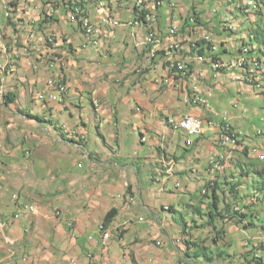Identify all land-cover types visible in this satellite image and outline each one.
I'll return each mask as SVG.
<instances>
[{
	"label": "rangeland",
	"instance_id": "374dc122",
	"mask_svg": "<svg viewBox=\"0 0 264 264\" xmlns=\"http://www.w3.org/2000/svg\"><path fill=\"white\" fill-rule=\"evenodd\" d=\"M7 1L0 0V28L8 31L6 36L9 35V38H5L4 49L0 50V214L5 213L6 218H12V214L20 211L19 218L11 222L9 228L16 223L20 227L26 224L27 227L20 231V235V227L16 233L0 232V264H81L68 254V246L73 240H56L53 225L55 221L65 222L67 218L63 215V209L69 203V196L63 189L64 183L60 180L70 173L88 176L91 183H101L103 177L91 165L87 153L101 156L104 152L108 160L115 159L135 170L139 176V191L155 195L162 186L161 180L146 163L154 153L156 142H163L165 151L176 156L179 167L185 168L182 173L178 172L179 175L163 176L166 191H171L174 196L168 197L162 192L159 202L153 205L156 209L154 213H162L160 206L167 205L177 211L176 216L165 212V222L153 218L159 225H165L164 231L170 235L165 237L160 233L154 237L157 241L132 240L150 219L136 194V201L126 212V222H130L120 226L116 221V226L109 231L105 264H253V254L248 255L253 248L261 264H264V231L261 229L264 224V185H257V181L262 179L253 175L249 176V180L244 178L242 181L236 169L239 160L242 165L257 161V157L264 159L259 156L264 155V0H252L256 2V9L251 10L244 7L246 3L249 6V0H170L177 6L174 11L168 2L158 10L149 7L153 20L149 21L147 28L143 24L134 25L136 0H84L90 23L98 25L101 17L103 25L98 26L99 34L90 37L80 31L71 12L64 10L62 3L67 0H13L15 5L9 8ZM5 10L11 26L6 24ZM193 12L199 16L197 34L190 36L185 31L180 35L178 32L174 38L181 39V50L174 52V56L191 65V73L188 80L183 79L180 91L177 90L179 84L173 83L167 87L170 91L167 89L164 94L158 95H167L166 99L169 98L177 109L165 112L171 119H177L179 113L189 112L205 119L209 117L218 126L225 117L233 132L242 138L239 140L242 148L239 145L235 152L232 150L231 160L221 158V161L227 160L228 166L224 164L223 173L217 174L214 182L219 184V208L224 207V195L230 208L233 206L234 202L226 189L230 183L236 185L238 181L240 184L235 200L240 208L245 202L253 200L250 192L257 191L256 204L243 212L246 215L244 219L254 226L245 229L240 223L217 220V231H224L220 240L215 237L216 230L203 226L206 216H193L185 206L206 203L201 192L215 175L209 171L216 167V163L210 165V160L216 154L231 157L229 152L234 145L230 144L227 148L217 142L214 129L206 121L203 136L188 137L182 130L167 127L165 120H161L160 113L163 111H159L162 108L158 105H166L167 100L163 97L154 99V108L159 113L149 110L153 115L145 112V107L140 104L145 88L160 76V69H147L150 51L165 50L169 45L165 38L169 37L170 28L181 29V24L190 19ZM170 13L174 14L173 18L161 17ZM46 16L53 19L41 25ZM112 18L120 25H113L117 21ZM149 27L153 32L158 29L154 35L160 40L158 45H146ZM187 36L190 41L186 40ZM202 36L210 37L213 56L225 63L240 58L241 46L249 50L248 66L232 71L237 76L235 81L231 79V72L223 71L221 78L207 80V86H211L207 88L200 74L195 75L198 67L202 69L209 64V58L205 57V62L198 63L197 54L191 53V43L201 40ZM95 39L98 41L96 45L93 44ZM212 45L217 48L216 51H213ZM223 54L230 56H221L220 59L218 56ZM166 57L164 55L157 63H163ZM255 60H258V66L251 65ZM7 61L8 65L2 69ZM51 64L54 67L51 68ZM231 67L228 65L226 69L230 70ZM213 69L217 71L218 64H214ZM208 73L211 77L210 69ZM50 80L57 81L58 92L49 86ZM62 80L64 84L60 83ZM192 80L193 89L198 88L196 92L203 90L201 99L204 102L198 101L202 108L192 105L196 99L188 89V81ZM8 93L17 97L10 105H6L4 100ZM180 93L183 95L177 100ZM42 94L50 98L40 100ZM51 96L57 99L52 100ZM206 105L211 112L203 109ZM163 108L168 109L167 106ZM196 108L199 109L198 113H193L191 110ZM22 111L30 112L36 119L23 116ZM143 114L146 115L145 119L141 117ZM60 128H64L63 132ZM72 132L77 133V137H73ZM33 134L40 139L32 140ZM140 134L145 138L143 144ZM61 135L66 140L76 142L83 139L84 143L76 146L71 141H64ZM36 141L40 145L37 151H32L33 142ZM70 147L72 152L69 151ZM109 147L116 149L113 156ZM244 147L250 150V160L241 155ZM26 151L32 152L28 154ZM221 161L217 160V167L223 166ZM259 162L254 168L256 171L264 168V162ZM106 171H110L108 163L101 167V172ZM225 182H228L227 185ZM177 184L181 186L176 188ZM118 193L117 190L110 194L115 203ZM29 205L36 208L35 214L24 212L25 206ZM202 210L205 213L203 207ZM251 215H258V218H251ZM140 218L144 221H140ZM70 220H74V217ZM125 226L127 231L122 230ZM65 229L69 234L70 230ZM96 229V224L91 225L85 238L90 236L96 239ZM0 230H4L1 219ZM7 236L10 240L6 241ZM120 236H125L123 242L119 240ZM180 237L182 241L179 247L175 239ZM215 239L217 242L214 243ZM185 240L189 241V249ZM193 243L200 247L205 245L206 251L196 249ZM196 252L205 253L206 257L195 259L193 256ZM88 254L85 251L81 256L89 260L87 264H93V255L89 257Z\"/></svg>",
	"mask_w": 264,
	"mask_h": 264
},
{
	"label": "crops",
	"instance_id": "0c3cea01",
	"mask_svg": "<svg viewBox=\"0 0 264 264\" xmlns=\"http://www.w3.org/2000/svg\"><path fill=\"white\" fill-rule=\"evenodd\" d=\"M12 1L13 0L7 1L8 8L15 5L14 1H13V3H12ZM7 16H8V13L5 10V17H7ZM37 17H39V19H40V16H37ZM161 17L165 18V17H170V16L164 14ZM0 30L2 32V36H4L3 37V43L6 44L5 38H9V35L6 36L5 33H7L8 31L2 30L1 28H0ZM155 31L158 32V29ZM100 32L101 31H99V33ZM185 38H186V40H190L188 38V36ZM168 40H169V37L167 39L165 38L166 42H168ZM257 47L259 48L260 45ZM5 51H7V48ZM8 54H10V53L8 52ZM221 56H230V55L223 54ZM175 58H177V55L175 56ZM7 63H8V61L5 63V66L2 69H4L8 65ZM206 68H208V69H206ZM158 69H160V68H158ZM197 69L198 70L196 71L195 75L200 74V76L204 80V84L207 86L208 85L207 80L208 79L211 80L210 76L207 75V74H209L208 70L210 69L209 64H208V67H205V68L203 67L202 69L200 67H198ZM202 72H204V73H202ZM160 74H162V69H160ZM233 74H234V72H233ZM193 82H194V80H192L190 82L188 81V87L193 88ZM210 87L207 86V88H210ZM155 88L157 90H155ZM167 89H169V88L159 89L152 82H150V85H148V87L145 88L146 92L143 94L145 98L142 96L140 99V104L142 107L143 106L145 107V108H143L145 110V112H148L151 109L158 112L157 108H154V103H153L154 99L157 97H159V98L163 97L166 99L167 95H165L166 97H164L163 95L159 96L158 93L164 94ZM169 91H170V89H169ZM202 91L203 90L199 89V92H202ZM206 94L208 96L210 95V93H206ZM182 95H183L182 93H180V95L178 94L177 100H179V97ZM16 100H17V97H16ZM166 100H167V102L165 101L166 105L158 104V105H161L160 108H162V109L159 111H163L162 113H160V115L163 114V116H166V114H167V113H165L166 111H170L171 109L173 111L177 110L176 108H174L172 106L173 103H171L172 101L169 98H167ZM6 105H10V104H6ZM130 106H132V105H130ZM164 106H167L168 109H164L163 108ZM136 109H137L136 111L140 112L139 108H136ZM197 110H199V109L196 108V110H191V111L193 113H198ZM24 112H27L30 114V112H28V111H24ZM149 113H150V115H153V114H151L150 111H149ZM189 114H191V113H189ZM174 116H176V115L174 114ZM182 116H183V114L179 113L177 119H171L169 117V120H179ZM141 117H143L145 119L146 115L143 114ZM156 118L157 117L155 116V119ZM161 120H163V119H161ZM166 126L168 127L169 125L166 124ZM8 127L9 126H7L6 128H8ZM169 127L172 128L171 125ZM60 130H61V132H63L64 128H60ZM66 133L69 134V132H66ZM73 133H74L73 137H75V136L77 137V133L72 132V134ZM68 134L66 136H68ZM60 137L64 141L69 142L68 141L69 139L66 140L65 136L61 135ZM157 137L160 139V136H157ZM36 138H38V140L40 139L39 136L37 137L35 134H33L31 139L37 140ZM140 138H141L142 144L145 143V142H143V140L145 141V138L143 137L142 134H140ZM71 139H73V138H71ZM156 143H158V144L155 145L154 153L148 157L150 159V161L148 163H146L147 165L150 166V168L155 170V174H157L161 180L162 186L159 189V191L157 192V194H155V195L146 194L147 192L142 193V191H139L137 189V187L139 186V181H138L139 176L135 174V170H132V167H129L128 165H121L115 159L108 160L107 154L104 152L101 156L98 154H92L89 152L87 153L89 156V161H90L91 165L95 166L99 170L98 173L103 177L100 180L101 183H91V182H88V180H90V177H88V176L71 175L70 173L67 175V177L65 179L60 180L61 183H64L65 187L63 189L66 192L67 196H69V203L67 202V204L65 205V207L63 209V211H64L63 215H65L64 217L67 219L65 220L64 223H58L57 221H55V224L53 225V227H54V231L56 233V235H55L56 240H73L74 244L71 243L70 246H68V249L70 250V252L68 254L72 257V259L74 261L79 260L81 262V264H87V262L89 260L88 259L86 260L85 257L81 256L82 252L87 251L89 253L88 254L89 257H91V254L93 255V264H105L106 263V259H107L106 257H108V252L106 251L105 248H102L100 246L99 241H100L101 237H100V234L98 232V228L101 224H103V220H104L106 214L111 209H116L117 215H116L115 219L113 220V222L108 227L109 230L107 228V232L111 231V228L114 227V225L116 224V221H119L120 226H124L130 222V221L126 222V220H127L126 219V212L131 208L130 207L131 205L127 202V198L133 192L135 194H137L138 197L140 198V200L138 202H139V204H141L144 207L145 211L149 214L150 219L147 221V224L144 226V228L141 231H139V234L137 236H135L132 240H141L142 242L153 241V240L157 241L158 239H154V237H158V235L160 233H163L165 237L170 235L166 231H164L165 225H163V224L159 225L157 220L156 221L153 220V218H155V219H160V220L163 219L164 222L166 221L167 218L164 216L165 212L162 209L164 206H160V210L162 213H154V211H156V209L153 207V205L156 204V202H159V197H160L162 192L164 194H166L168 197L174 196V193H172L171 191H166L165 185H164L163 176L166 175V172H167L168 176H171L168 174V171H167L169 168V164H170L169 161L173 160L175 163V164H173V167H172L173 174H175V175H179L178 172L182 173L185 170V168L179 167L180 163L178 162V158L176 156L171 155L170 153H167L165 151V147H164L163 142L160 144H159V142H156ZM33 144H34V149L32 151H37V147H39L40 143L38 141H36L35 143L33 142ZM71 144H74L76 146H80V144H77V143H71ZM210 149L212 151H214L213 148H211V146H210ZM62 150H63L62 148L59 149L60 152H62ZM108 150L110 151L112 156L116 152L115 148L109 147ZM32 151H26L25 153L29 154ZM69 151L72 152L71 147L69 148ZM69 151H67V152H69ZM169 155H171V156H169ZM174 157L177 160H175ZM104 163H108V165L110 167V171L101 172V167L104 166ZM190 172L194 173L193 170H191ZM136 173H138V170H136ZM95 174H97V173H95ZM151 181H154V179H152ZM117 190L119 191V193L116 195L117 203H115L113 196L110 194L114 191H117ZM150 192H151V190H149V193ZM155 198H157V199L155 200ZM167 206H169V205H167ZM15 212H17V211H15ZM24 212L26 213L25 210H24ZM18 213H20V211H18ZM57 213L60 214L59 211ZM1 215H3V214H0V216ZM72 217H74V220H70ZM17 224L18 223L14 224L10 228H9V225H10L9 224L6 229L0 230V232L12 233L14 231L16 233L20 227ZM93 224H96V228H97L96 230L98 233V237L96 239H93L90 236L85 238L87 229L89 227H91V225H93ZM71 226H72V228H70ZM25 227H27V225L23 224L20 227L18 234L20 233V231L22 229H25ZM65 227L70 230L69 234L67 233V230L65 229ZM122 230L127 231L128 230L127 226L123 227ZM124 238H125V236H120L119 240L121 242H123ZM20 239L23 240V237L20 236ZM5 240L6 241L10 240L9 236L5 237ZM125 255L126 254H124V256ZM90 261H92V260H90Z\"/></svg>",
	"mask_w": 264,
	"mask_h": 264
},
{
	"label": "trees",
	"instance_id": "16d2710c",
	"mask_svg": "<svg viewBox=\"0 0 264 264\" xmlns=\"http://www.w3.org/2000/svg\"><path fill=\"white\" fill-rule=\"evenodd\" d=\"M93 1V0H92ZM44 4H46V2L44 3ZM252 4V5H251ZM251 4L249 3V6H252V7H254V3L251 1ZM59 5V4H58ZM62 6L64 7V10H66V12L68 11V12H71V16H73L72 17V19L74 18V20H77V23H78V27H79V29H80V31L82 32V33H84L85 34V31L83 30V29H81V27H82V22H80V21H82V17H84V18H87L88 19V14H87V10L85 9V2H84V0H74V1H71V0H67V1H64V3H62ZM76 8H78V10L76 9ZM78 11H79V13H78ZM140 10H138L136 7H134V9H133V15H134V22H138L139 20V22L141 23V24H143L146 28L148 27V25H150L149 24V21L147 22V21H145L146 20V16H147V14L149 15V11L147 10H144V11H140ZM174 11V10H173ZM44 13V12H43ZM140 13H142V14H140ZM150 14H152L151 13V11H150ZM142 16V17H141ZM145 16V17H144ZM168 16H170V18H173L174 17V15H173V13H171L170 15L168 14ZM7 18V22H6V24L7 25H12L11 24V22H10V20H9V17L7 16L6 17ZM145 18V19H144ZM53 18H52V16H46L45 18H44V20L42 21V23H41V25L42 24H46V23H49L51 20H52ZM143 19V20H142ZM198 19H199V16L195 13V12H193V15H192V17L189 19V20H192V23H190V22H188L189 20L188 19H186L182 24H181V29H178L177 28V30H176V32H175V35L173 36V38H175L176 37V35H177V33L179 32V34L181 35V34H184V32L185 31H187V33L191 36L193 33L194 34H197V32H196V28H197V25H196V23H198ZM50 20V21H49ZM139 23V24H140ZM189 23V24H188ZM184 24V25H183ZM151 28L152 27H149V29H148V33H150V32H153V31H151ZM155 31V30H154ZM156 32V31H155ZM154 32V33H155ZM207 37V36H206ZM192 44V46H191V53L192 54H197V56H200V57H202L203 59L206 57V58H209L210 59V61H213V60H216V57L215 56H213L210 52H211V41H207V40H204L203 38H201V40H198L197 42H195V43H191ZM181 50V49H180ZM153 53H151V51H150V56H149V61H148V71H150V70H157L158 68H160V69H162V74H160V76L158 77V78H160V77H165V76H170L173 80H174V82H175V84H180V89H177L178 91H180L181 90V85L183 84V79H185V80H188V78H187V75L189 76V72H190V68H191V65H187V69L185 70V72H186V75H182V73H181V71L179 72L180 74L178 75V74H176V72L173 70V71H171L170 73H168L164 68L166 67V64H168L169 63V61H167L169 58H172L173 59V61H175L177 58H175V56H174V52L175 51H173L172 52V55H170V54H167L166 53V51L165 50H160V51H152ZM177 52V51H176ZM163 55H166L167 57H166V59L165 60H163V63L162 62H160V63H157V60L158 61H160V60H162V57H163ZM242 60V59H241ZM178 61V59L175 61V62H177ZM243 61H245V60H243ZM208 62V61H207ZM258 64H259V62L258 61H256ZM178 63H183V62H181V61H179ZM240 63V62H239ZM245 63V62H244ZM153 66V67H152ZM54 69V68H53ZM187 70H189V71H187ZM157 78V79H158ZM156 80V79H155ZM155 80H154V82H152L154 85H155ZM60 83H62V84H64V82H63V80L60 82ZM185 83V82H184ZM156 87H158L159 89H165V88H167L166 86H157V85H155ZM188 89L190 90V92L191 93H194L195 94V91H194V89L192 88V87H188ZM174 90V89H173ZM193 94V95H194ZM4 100H5V103L6 104H12V103H14L15 102V100H16V96L15 95H13V94H7V95H5L4 96ZM198 101H199V99H198ZM198 101L197 100H194L193 102H192V105L194 106V107H198V108H202L200 105V103H198ZM203 109H205V110H207L208 112H211V110L208 108V106L206 105L205 106V108H203ZM209 109V110H208ZM21 114L23 115V116H26L27 118H29V119H36V117H34V116H32V115H30L29 113H27V112H24V111H22L21 112ZM189 113H184L183 114V116H185V115H188ZM161 116V119H163V120H165V123L166 124H168L169 126L171 125L172 126V129L173 130H176V131H179V130H177V129H175V127H174V123L175 122H177L178 120H169V117L166 115V116H163V114H161L160 115ZM199 117L205 122H209V121H211V120H209L210 118L208 117L207 119H205V118H203V116H200L199 115ZM223 120V119H222ZM221 120V121H222ZM171 121V122H170ZM170 123V124H169ZM224 125H223V123L222 124H220L218 127H217V132H216V136H217V142H220V139H221V137H222V135H223V133H224V127H223ZM232 131H233V128L231 129ZM142 137V136H141ZM236 137L237 138H240V139H242L241 137H240V134H238L237 133V135H236ZM72 142V143H77V144H82L83 143V139H80L79 140V142H76V141H72V140H69V142ZM143 142H144V140H143ZM239 144H241V143H239ZM232 150L235 152L236 151V149L235 148H232L231 149V151L229 152V154H231V157H230V160H231V158H232V154H233V152H232ZM243 150V151H242ZM241 155L242 156H244V157H246V158H248V160H250V158H249V152H250V150H249V148L248 147H244V149H241ZM174 159L175 160H177L175 157H174ZM170 161H172V160H170ZM240 162H241V160H239L238 162H237V167H236V169L238 170V172H239V177L241 178V180L243 181L244 180V178H247V180H249V176H251V175H253V176H257V177H259V178H261L262 179V181H257V185H259L260 187H262L263 185H264V168L263 169H261L260 171H256V170H254V168L256 167V164L257 163H260L259 162V160L257 159V161H252L251 163H249V164H240ZM261 162H264V161H261ZM239 163V164H238ZM227 166H228V164H227ZM167 175V174H166ZM227 183L228 182H225V184L227 185ZM235 184L236 185H234L233 183H230L229 185H230V187H228V188H226L227 189V194L229 195V196H231V198H232V200H233V206H232V208H230V206L226 203V198H225V195H224V197H223V201H222V203H223V205H224V207L223 208H219V202H220V199H219V197H218V195H217V191L219 190V184L217 183V182H214V181H209L205 186H204V189H203V191H205V193H204V195H203V191L201 192V195L203 196V199L206 201V203L204 204L203 202H200V204L201 205H203L202 207L204 208V210H205V213H203V210H202V207H201V205L199 204V205H193V204H186V208L187 209H189L190 210V212H191V214L193 215V216H198L199 218H202L203 216H206V222H205V224L203 225V226H206V227H210V228H213L214 230H216V235H215V237H217L218 238V240H220V235L221 236H223L224 235V231H223V229H220L219 231H217V227H216V221L217 220H221L222 222H224V223H227V222H232V223H240V224H242V226H243V228H245V229H247L248 227H253L254 225L251 223V222H248V221H246L244 218L246 217V215H244L243 214V212L246 210V209H248V208H251L252 207V205H249V204H247V203H244V206H242L241 208L240 207H238V204H236L235 203V200H236V198H237V195H239V191H237L238 189H239V182L237 181V182H235ZM217 189V190H216ZM261 189V188H260ZM233 192H234V194L236 195H234L233 194ZM257 192V191H256ZM225 194V193H224ZM130 196H134L135 197V194H134V192L131 194V195H129L128 196V198L130 197ZM128 198H127V202H129L128 201ZM135 202V201H134ZM133 202V203H134ZM243 203V202H242ZM132 203H130V205H131ZM165 207V206H164ZM162 208L163 209V211L164 212H167V213H170L171 215H173V216H176V213H177V211L175 210V208H173L172 206L170 207V206H168V208L167 209H165V208ZM253 208V207H252ZM230 209V210H229ZM116 215H117V210L116 209H111L107 214H106V216H105V218H104V220H103V227H104V229H107L109 226H110V224L113 222V220L115 219V217H116ZM251 218L252 217H255V218H258V216L257 215H251L250 216ZM250 217H249V221H250ZM174 220H176V218H174ZM248 222V223H247ZM197 228V227H196ZM184 232H186L185 231V228H184ZM177 241V245H179V247L181 246L180 244H181V237L180 238H178V240H176ZM215 242H217L216 241V239L214 240V243ZM184 243L186 244V247H187V249H189V247H188V244H189V241H187V240H185L184 241ZM196 249H199L200 251L201 250H203V251H206V246L205 245H203V246H199L198 244H196V243H193L192 244ZM106 247V246H105ZM105 247H102V248H105ZM245 247V246H244ZM181 249V248H180ZM254 250H255V248H253L252 250H251V252H249L248 253V255L249 254H253V264H261V260H260V257L258 256V254L257 253H254ZM260 250H262V249H260ZM186 255L188 256L189 254H187L186 253ZM200 256H204V257H206V254L205 253H203L202 254V252L201 253H195L194 254V256H193V258H195V259H197V258H199ZM256 256V257H255ZM203 257V258H204ZM188 260V259H187Z\"/></svg>",
	"mask_w": 264,
	"mask_h": 264
},
{
	"label": "built area",
	"instance_id": "2783aa9c",
	"mask_svg": "<svg viewBox=\"0 0 264 264\" xmlns=\"http://www.w3.org/2000/svg\"><path fill=\"white\" fill-rule=\"evenodd\" d=\"M158 3V0H136L135 1V7L140 10V11H144L146 9V7L148 6H154L155 4ZM252 5V4H251ZM169 7L170 9H174L176 8V6H173L172 3L169 0ZM251 7V6H249ZM78 10V8H76ZM79 13V11H78ZM104 15H110V14H104ZM111 16V15H110ZM112 17V16H111ZM113 21H117L114 18H112ZM118 22V26L120 25V22ZM88 24V31H85V34H89L90 36H94L96 34L99 33L100 29L98 26H103L102 22H101V17L99 20L98 25H93L91 23H87ZM177 28L176 27H172L169 30V35L171 37H173L175 35ZM160 42L159 40H154V32H150L147 34V38H146V45H158ZM85 47V46H84ZM4 49V44H3V38H2V32L0 30V50ZM181 49V42L179 41H175V47L173 48V50H169L170 52L173 51H178ZM171 55V53H169ZM199 61H202V58L199 57L198 58ZM50 67H54V65H50ZM221 67H225L226 66H220L218 64V69ZM187 69V66H171L169 69H165L168 73H170L171 71H175L176 74H180L179 72L181 71L182 75H186L185 70ZM216 77V76H215ZM169 81H174L170 76H165V77H160L158 79L155 80V84L157 83H164L165 85L169 82ZM49 86L53 88V91H57V81L54 80H50L49 81ZM180 89V84H179V88ZM49 95L46 94H42L39 96L40 100H47ZM50 98V96H49ZM52 100L57 99L54 96H51ZM174 127L175 129H184V135L188 136V137H192V136H201L204 134L205 132V122H197L195 119H186V115L182 116L177 122L174 123ZM214 129V127H211ZM233 138H237L236 135L231 132L230 130V126H228L227 124H225L224 127V133L220 139V143L222 146L225 147H230V140H232ZM232 148H230L231 150ZM254 154V153H253ZM223 154H216L213 155V157H217V158H222ZM259 156H263V155H259ZM225 169V166L223 164L222 167H215L214 169H212L211 171H209L210 174L213 173H220L222 174L223 171ZM167 174V172H166ZM177 187H179V184L177 185ZM128 203H133L135 201V198H128ZM25 211L29 214H35L36 213V208L33 207L32 205L26 206L25 207ZM19 218V213L16 214L15 218H6L5 214L1 216V220L4 223V229H6L8 227V225L10 224V222L16 221ZM140 221H143V219H140ZM99 233H100V246L101 247H105L108 241V236L110 235L108 232L105 231L103 225L99 226ZM75 263V262H74Z\"/></svg>",
	"mask_w": 264,
	"mask_h": 264
},
{
	"label": "clouds",
	"instance_id": "9594fccd",
	"mask_svg": "<svg viewBox=\"0 0 264 264\" xmlns=\"http://www.w3.org/2000/svg\"><path fill=\"white\" fill-rule=\"evenodd\" d=\"M249 1H252V0H249ZM249 1H247V2H249ZM166 2H168V1H166ZM171 2V1H170ZM253 3H254V7H249V6H247L246 4H245V6L244 7H247V8H249L250 10L251 9H256V2H254V1H252ZM165 2H163V4H164ZM168 4H169V2H168ZM174 4V3H173ZM163 6V5H162ZM177 7V6H176ZM162 8V7H161ZM161 8H158V9H161ZM157 9V10H158ZM171 10H174V9H171ZM151 11V10H150ZM171 14V13H170ZM174 15V14H173ZM190 23H192V20H190ZM172 28V27H171ZM232 30H233V28H232ZM168 36H169V40H168V42L167 43H169L170 44V42L171 41H179V42H181V39H179V40H175L173 37H171L169 34H168ZM202 38L204 39V40H207V41H211L212 42V40L210 39V37L209 36H202ZM158 39V38H157ZM159 40V39H158ZM160 41V40H159ZM188 41H190V40H188ZM4 44V43H3ZM169 46V45H168ZM168 46H167V48L165 49V51H166V53L167 54H169V53H171V55H172V52H170L169 50H168ZM213 46V45H212ZM212 49H213V51H216V47L215 46H213L212 47ZM176 52V51H175ZM212 55H214V52H210ZM249 53V50L247 49V48H245L244 46H241L240 47V50H239V54H240V58H238L235 62H232V61H229L228 63H225L222 59H221V55L220 56H218L220 59H221V61L220 60H217V58H216V60H213V61H210V59H209V61L207 62V63H209V68H210V71L212 72V76L210 77L211 79H214V80H216V79H218L219 77H221L224 73H223V71L224 72H231V74H232V76H231V79L232 80H234V79H237V76L235 75V74H233V70H241V69H245L247 66H248V64H249V61H248V57H247V54ZM200 56H197V61H198V63H203V62H205L206 61V59L204 58H202V61H199L198 60V58H199ZM244 59L245 60V63L242 65V66H239L238 65V63L240 62V60L241 59ZM169 59H171V58H169ZM168 59V60H169ZM177 60V59H176ZM179 61V60H178ZM256 61H258V60H255L251 65H255V66H258V63L256 62ZM184 63V62H183ZM186 64V63H185ZM214 64H220V65H226V66H228V65H232L233 67H232V69H230V70H228V69H226L225 67H221V68H219L217 71H215L214 69H213V65ZM189 74V73H188ZM216 76V77H215ZM187 78H188V75H187ZM235 81V80H234ZM186 83V82H185ZM184 83V84H185ZM196 89H198V88H195L194 89V91H195V94H194V96H196V99L195 100H197L198 101V99H199V101L200 102H204L202 99H201V97H202V95L201 94H203V92H196ZM198 94V95H197ZM234 106H236V104L234 105ZM225 114V113H224ZM194 115H196V114H194ZM199 116V115H198ZM207 123V125L209 126V127H214V132L216 133L217 132V127L220 125V124H222L223 123V127H225V124H227L228 126H230V130L232 129V127H231V125L228 123V121H227V119L225 118V117H223V120L222 121H220V124H218V126H217V123H214L213 121H209V122H206ZM205 123V124H206ZM206 126V125H205ZM216 130V131H215ZM231 132H233L232 130H231ZM205 133V132H204ZM235 135H237L235 132H233ZM204 135V134H203ZM203 135H201V136H203ZM239 140H240V138H238V141H237V143H238V145H240L241 146V144H239L240 142H239ZM241 148H242V146H241ZM260 153V152H259ZM260 154H262V153H260ZM263 155V154H262ZM257 157V156H256ZM263 157H264V155H263ZM257 159H258V157H257ZM259 160V159H258ZM173 161V160H172ZM259 161H264V159L263 160H259ZM175 164V163H174ZM217 174H220V173H215V175H214V177H213V179L211 180V181H214V179H215V177L217 176ZM179 187H180V185H179ZM176 188H178V187H176ZM206 191V190H205ZM135 194V193H134ZM250 194L251 195H253L252 197H253V200L251 201H248V202H245V203H247V204H249V205H253V204H256V198L258 197V193L255 191V190H253V192H250ZM204 195V194H203ZM135 197H136V194H135ZM135 201H136V198H135ZM258 201H259V198H258ZM130 204V203H129ZM26 207V206H25ZM166 207H168V206H165L164 208H166ZM24 210H25V208H24ZM14 214H18V213H14ZM14 214H12V215H14ZM4 215V214H3ZM6 215V214H5ZM12 215H10V216H12ZM2 216V215H1ZM0 216V217H1ZM9 216V217H10ZM258 216V215H257ZM140 219H142V218H140ZM139 219V220H140ZM144 221V220H143ZM101 225H103V224H101ZM261 229H262V231H264V224L261 226ZM105 231L107 232V229H105ZM98 232H99V229H98ZM109 233V232H108ZM100 234V233H99ZM176 240H178V238L177 239H175V243L177 244V241ZM157 244H160L159 242H157ZM107 245V244H106ZM256 257V256H255Z\"/></svg>",
	"mask_w": 264,
	"mask_h": 264
},
{
	"label": "bare ground",
	"instance_id": "6f19581e",
	"mask_svg": "<svg viewBox=\"0 0 264 264\" xmlns=\"http://www.w3.org/2000/svg\"><path fill=\"white\" fill-rule=\"evenodd\" d=\"M166 1H168L169 2V0H158V3L157 4H155L154 6H148V7H146V11L148 10L149 12V15L147 14V16H146V20L145 21H150V20H153V16H152V14H150V10H149V7H153V9H155V10H157L158 8H160V7H162V5H163V2H166ZM173 1V0H172ZM251 4V3H250ZM172 5L173 6H176L175 4H173L172 3ZM254 5V4H253ZM252 7V6H251ZM140 12V11H139ZM202 13V12H201ZM140 14H142V13H140ZM73 17V16H72ZM142 17V16H141ZM145 17V16H144ZM218 17V16H217ZM108 18H111V16L110 15H108ZM145 19V18H144ZM176 19V18H175ZM215 19V18H214ZM143 20V19H142ZM189 20V19H188ZM74 21V20H73ZM140 21V20H139ZM134 22V25L135 24H139L140 22ZM80 22H82V27H81V29H83L84 31H88V24L87 23H90V21L87 19V18H84V17H82V21H80ZM221 23V22H220ZM141 24V23H140ZM189 24V23H188ZM113 25H118V23L117 22H114V24ZM184 25V24H183ZM203 26V25H202ZM86 36H88V37H90V35L89 34H85ZM154 35H155V33H154ZM159 35V34H158ZM154 40H157L156 39V36H154ZM214 40V39H213ZM98 42V41H97ZM97 42H96V40L94 41L93 40V44L95 43V45L97 44ZM175 47V41H171L170 42V44H169V46H168V50H173V48ZM180 54V53H179ZM164 56V55H163ZM184 58V57H183ZM244 59L242 58V60H240V63H239V66H242L243 64H244V62L245 61H243ZM167 61H169V63L168 64H166V67L164 68V69H169L171 66H187L186 64H185V62L184 63H178L179 61H177V62H175V61H173V59L171 58V59H169V60H167ZM181 62H183V61H181ZM192 62V61H191ZM232 68V67H231ZM192 70V69H191ZM187 71H189V70H187ZM191 73V72H190ZM190 78V77H189ZM173 83H175L174 81H169L166 85L164 84V83H157V84H155V85H158L159 87L161 86H166V87H168V86H171V85H173ZM176 85V84H175ZM187 85V84H186ZM52 88V87H51ZM176 88V87H175ZM182 92V91H181ZM190 92V91H189ZM184 98V97H183ZM138 105V104H137ZM99 107V106H98ZM142 110V109H141ZM142 113V112H141ZM113 114V113H112ZM118 116V115H117ZM186 119H195L197 122H204L198 115H194V114H188V115H186ZM102 123V122H101ZM172 129V128H171ZM177 130H182L183 132H184V129H177ZM76 135V134H75ZM143 139V138H142ZM69 141V140H68ZM197 141V140H196ZM237 141H238V138H233L232 140H230V144H233L234 145V148H239V145H238V143H237ZM230 151V150H229ZM177 152V151H176ZM227 152V151H226ZM183 154V153H182ZM185 157V156H184ZM183 157V158H184ZM191 158V157H190ZM222 158L223 159H225V158H230L228 155H223L222 156ZM123 160V159H122ZM217 160L220 162L221 161V158H217V157H212V159L210 160V165H213V163H216V167H217V165H218V163H217ZM170 162V164H169V168H168V174L169 175H173V169H172V167H173V164H174V161H169ZM221 162H223V164H225L226 163V165L228 164V162H227V160H223V161H221ZM165 165V164H164ZM163 167V166H162ZM164 169V168H163ZM166 171V170H165ZM186 173H188V172H186ZM178 183V182H177ZM178 185V184H177ZM181 186V185H180ZM219 186V185H218ZM178 190V189H177ZM217 190V189H216ZM205 193V191H203V194ZM129 198H136V197H134V196H130ZM124 204V203H123ZM131 207V206H130ZM168 207H166L165 209H167ZM230 210V209H229ZM16 217V214H14L13 216H12V218H15ZM8 218V217H7ZM0 219H1V217H0ZM2 221V220H1ZM3 225H4V223H3ZM110 239V235L108 236V240Z\"/></svg>",
	"mask_w": 264,
	"mask_h": 264
}]
</instances>
